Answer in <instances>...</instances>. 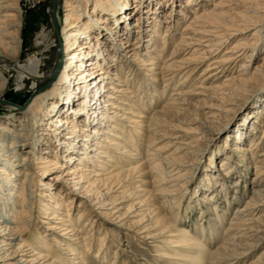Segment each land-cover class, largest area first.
<instances>
[{
  "label": "bare ground",
  "instance_id": "obj_1",
  "mask_svg": "<svg viewBox=\"0 0 264 264\" xmlns=\"http://www.w3.org/2000/svg\"><path fill=\"white\" fill-rule=\"evenodd\" d=\"M19 1L0 0V101L6 98L9 92H14L20 96L29 95L35 90L37 93L30 100L25 110H22L18 115L11 114L5 118L3 123H0V264H69V259H72L70 264H86L84 256L90 253L89 246L81 243L83 245L78 247L71 243V240H67L70 233H72L70 236L73 237L77 232H74L75 229H64L70 221L67 220L69 216L66 214V206L63 205L62 201L64 197L60 192L54 193L55 201L50 204L49 208L43 204L40 205L43 207L42 209L38 208L42 214L48 216L46 220L52 221L48 225V229L59 231H55L56 237L51 238L56 248L49 245L47 238L38 234L37 231L30 233L28 230L33 220L29 214L33 210L34 189L37 186H43L41 179L49 175L51 168H59L49 157H42V154H49V152L45 149L42 150L41 147L45 145L44 142L61 147L64 154H69L64 160L66 164L73 161L72 163L77 162L80 166L81 163L90 162L92 164L90 167L76 166V172L79 173L73 175L74 177L80 175L78 176V183L87 179L82 173H95L92 168H95L98 163H101L102 166H106L107 163L113 164V172L104 175L94 174L91 179L92 182L85 181L91 188L101 184L102 190H110L116 187L118 190L122 188L123 191L129 185L142 183L146 175L153 174L154 179L151 182L153 190L150 191L151 193L147 192L148 197L154 196L163 199L160 204L163 215L166 214L165 210L170 211L173 208L172 196L174 195L173 192H176L174 188L177 186L176 182L182 177L180 175L181 167H183L180 165L181 153L187 150L188 144L180 142V144L175 145L164 142L161 148L153 150L151 149L153 143H158L160 140H149L150 143L146 141L145 159H143L140 154H137L136 149L141 150L143 148L142 142L145 140L146 129L148 133H152L153 138L160 135L158 129L162 127L163 121L161 112H155L152 119L147 121V125H144L143 119L145 118L141 113L133 115L131 111H126V114L142 120H134L131 117L124 119L126 124H133V128H136H126L124 131L126 126L115 122L112 117H117V114L110 110H120V108L124 110L123 106L129 105L126 101H129L131 96L137 93L133 90V82H130L128 78L125 80L123 78L125 71L122 65L127 64V61L119 58L120 54L119 57L115 58V55L119 53L116 48L118 47L121 53L125 47L131 45L128 38L131 27L140 29L137 31L138 36L143 33L141 29L143 30L145 27L143 25L145 16H147L145 23H148L147 19L154 22L158 18L154 16L157 13H162L165 8L170 9V12H175L174 7L177 0H160L158 3H154L155 6L148 4L146 7L142 6L141 0H135L136 5L132 6H129L126 0H97L96 5L90 13L88 11L86 17L83 16L84 12L80 13L82 12L80 4L75 6L73 2L64 0V8H68L66 9L68 12L65 18L66 24L61 32L64 51H56L52 58L54 67L57 64L58 67L59 64L62 66L60 72H54V74V67H50L49 70L45 69L46 61L44 59L47 56L44 58V54L35 53L25 59L22 57L24 38ZM197 1L188 0L186 7ZM210 1L208 5L211 10L205 9L202 14H200L199 9L196 12L190 11L189 14L192 19L185 23L178 42V46L181 47H187L190 42L191 46L208 48L207 51L199 50V56H203L204 53L218 55L225 51L223 58L212 62L205 69L204 75L209 74L208 79L217 76L218 73L226 72L227 69L223 70V65H231L235 61L237 62L242 56L247 55V52L251 54L252 50L260 46L261 40L264 38V0ZM131 8L139 13L136 24L129 28L127 26L118 28L121 23L125 24L127 19L132 16ZM175 13L177 14V12ZM148 14L151 15V18L148 17ZM99 16H106V18L105 20L103 18L104 21L102 22ZM57 17L59 18L58 14ZM83 18L86 20L84 21ZM184 18L187 20L186 16ZM71 19L74 20L72 25L69 24ZM173 22L172 17H169L165 24L171 26ZM117 30L119 31L117 32ZM95 31L98 33L97 35H101L99 40L98 36H95ZM154 31L156 32V29ZM107 35L112 38L109 41H103L104 36ZM123 36L127 37L120 39ZM236 37L239 38L235 40L234 46L227 50L228 45ZM38 39L43 40L41 35H38ZM112 41H117L118 44H114L116 47L111 44L107 50L106 45ZM144 41L151 40L147 38ZM146 48L148 47L146 46ZM163 49L164 47H162L161 53ZM172 54L175 55V52ZM103 55L107 58H103ZM63 58L64 60H62ZM203 58L204 60L201 62L209 59ZM101 59H104L105 65L100 63ZM198 60L195 58L189 63ZM167 61L170 62L171 60ZM166 62L164 68L166 72H174L177 63L167 65ZM263 64L264 62L257 65L252 75L249 73L247 64H242L240 74L227 76L224 83L226 86L250 84L262 74ZM149 65L153 64L150 63ZM109 73L113 75L110 77V81L117 82L115 86L125 88L102 87V83L108 79L107 74ZM165 77L164 74L163 80ZM52 81V85L47 86ZM141 81L140 83H142ZM164 81L166 82V80ZM219 88L222 89V87L215 86L212 91L219 90ZM196 89H200L202 92L211 91L210 87L203 85ZM102 91L103 93H101ZM116 93L120 95L118 98L114 96ZM174 95L177 96V99L169 98L172 101L171 105H179V107L186 105V100H182V97L186 95L185 93L178 91ZM194 95H200V93ZM121 96L129 98L125 99ZM174 100L181 101L174 102ZM136 106L138 107V105ZM179 107L175 108L177 113L183 111V107ZM138 109L143 111V108L139 107ZM47 127L52 129L50 136L45 133L49 132ZM46 135L50 139L45 138ZM104 135L113 139H101L100 137ZM262 139L264 140V130ZM98 141L104 142L100 145L101 142ZM261 143L258 138L252 142L250 147L237 145L236 150L234 148L235 152L249 153L252 161L256 158L255 164L258 173L250 182V197L244 205L234 209L226 228L227 231L219 236L216 225L217 221V224L222 225L224 222L222 218L226 219L227 213L224 210L221 214L222 217H215L213 220L215 223H208V234L211 236L212 233L213 240H219L221 244L216 250L208 251L206 245L199 241L204 236L202 226L193 228L194 233H192L183 225L172 224V219H169L167 215L161 222L162 224L165 219H168L164 222V225L167 226L163 231L157 225L152 227V223L147 225L143 222L137 223L139 225L136 226V230L138 234L143 235L145 241L155 240L156 235L150 234L155 229H158L156 231L160 230V235L165 238H173L166 243L171 249L181 250L183 255L173 252L174 254L165 258L167 264H236L242 257L248 255L250 249L257 247L262 242L264 239V214L258 216L257 214L264 212V150L261 153L254 151L256 146L260 148ZM172 149L173 152L169 153ZM98 166L95 168L96 171L103 172L105 170L101 165ZM222 166L224 173L221 176L229 177L228 172L230 171L228 168L224 169L227 166V161H224ZM242 169L244 170L245 167ZM38 171L41 172L40 181L34 178L35 175H38ZM206 177L213 179V175ZM36 182L38 183L35 186ZM213 182L215 187L221 188V192L226 190L225 187L223 189V184L218 183L219 181L214 180ZM233 187L235 188L234 194H240V190H242L240 184H235ZM50 188L49 186L46 189L50 190ZM81 188L83 194L90 193L88 187L82 186ZM136 188L138 189V187ZM137 192L142 193L140 189ZM97 194L105 199L103 204L99 206V209L104 210L101 215L108 218L113 225L117 224L120 220L115 224L113 222L118 219L115 217L116 207L112 206L113 203L110 198L105 196L106 192ZM218 194L216 195L218 196ZM144 195L142 194V196ZM212 196L204 197L202 202L208 205L217 197L213 194ZM46 197V193H43L40 198L46 199ZM140 203L138 209L139 212H142L145 209L143 207L146 206L143 205L145 200ZM208 209L207 213L210 215L219 213L210 211L216 209L215 204H211ZM204 216L202 213L201 219ZM78 219V222L81 221L80 217ZM57 221L59 222L58 225L53 226L52 224H56ZM151 222L153 221L151 220ZM22 225H24L23 230L20 231ZM122 225L125 226L124 223ZM165 233L168 234L163 235ZM28 236L32 239L30 243L26 239ZM85 239L83 241H87L88 238ZM93 258L95 261L92 264H100L101 261L105 260L100 251Z\"/></svg>",
  "mask_w": 264,
  "mask_h": 264
},
{
  "label": "rangeland",
  "instance_id": "obj_2",
  "mask_svg": "<svg viewBox=\"0 0 264 264\" xmlns=\"http://www.w3.org/2000/svg\"><path fill=\"white\" fill-rule=\"evenodd\" d=\"M49 1L50 0L19 1L22 11V32L24 38L22 57L25 59L35 53L44 54V58L47 56L44 59L46 61L45 69L47 70H49L50 67H54L52 58L55 52L58 50L64 51L61 32L66 24V15H68V12H66L68 8H64V0L55 1L54 13L58 28L57 39L53 33L50 22ZM69 1L73 2L75 6H79L78 4H80L82 8V12L80 13L84 12L83 16L85 15L86 17L88 11L90 13L96 5L97 0ZM126 1L129 6L136 5V3H134L135 0ZM159 1L160 0H141V4L146 7L148 4L154 5V3L156 4ZM187 1L188 0H177V4L174 7L177 14L165 8L164 11L162 10V13H157L156 16H154L155 18L158 17L154 22L151 19H147L148 23H145L147 17L145 16V19H143V25L145 27L143 30L141 29L143 33L139 36L137 31H140V29L137 30L131 27L136 24L139 13H137L136 10H132V8L130 9L132 16L127 19L125 24L121 23L118 28L120 26L131 27V32L128 36L131 45L125 47L121 53V50L117 47L116 49H118L117 52L119 53L115 55V58L119 57L120 54L119 58H123L127 61V64L122 65L125 71L123 78L124 80L128 78L130 82H133V90L137 91V93L132 95L129 101H126L129 105L123 106L124 110H122V108H120L122 111L110 110L115 111V114H117V117H112L113 120L122 126H126L124 131H126V128L136 129L133 128V124L125 123L128 117L134 120H142L126 114V111H131L133 115L141 113L145 118L143 119V121H145L144 125H147V121L152 119L155 112H161L163 121L161 123L162 127L158 129L160 135L153 138L151 136L152 133H148L146 129L144 133L145 140L142 142L143 148L141 150L138 148L136 149L137 154H140L143 159H145V145L147 142L150 143L149 140L161 141L153 143V147L151 148L153 150L161 148L164 142L175 145L180 144V142L188 144V146H186L187 150L181 153L180 165L183 167H181L180 175L182 177L176 182L177 186L174 188L176 192H173L174 195L172 196L174 203L172 205L173 208L170 211L165 210L164 212L166 214L163 215L160 205L163 199L154 196L148 197V193H151L150 191L153 190L151 185L154 179L153 174L146 175L142 183L129 185V187L125 188L123 191L122 188L118 190L116 187L110 190H102L103 187L101 184H97L95 187L92 186L91 188L85 181L89 180L92 182L91 179L94 177V174L104 175L113 172V164L107 163L106 166H102L101 163H98L96 167L101 165L105 169L103 172L96 171V167L92 168L95 173L80 172L87 179L78 183V176L80 175H76L75 177L73 175L78 172H76V166L90 167L92 165L90 162L81 163L80 166L77 162L72 163L73 161L66 164L64 160L69 154H64L61 147H58L56 144L53 146V144L49 142H44L45 145L41 147L42 150L45 149L49 152V154H42V157H49L59 168H51L49 175L41 179L43 186H37L34 189L35 197L32 202L33 210H31L29 214L33 220L28 230L30 233L31 231H37L38 234L47 238V243L49 245L55 246L51 238L56 237L54 232L57 230L52 231L48 229V225L51 224L52 221L46 220L48 216L42 214L38 208H43L40 206L41 204L49 208L50 204L55 201L54 193L60 192L63 194V205L66 206V214L69 216L67 220L70 221L68 226H65L64 229H75L74 232H77L73 237L70 236L72 234L70 233L67 240H71V243L78 247L83 244L89 246L90 253L84 256L86 264H92L95 261L93 256L99 251L105 259L101 261L100 264H167L165 258L174 254L173 252L182 254L181 250L171 249L166 243L173 238H165L160 235V230L156 231L158 229H155L150 233L156 235L155 240L145 241L143 240V235L138 234L136 230V226L139 225L137 223L143 222L146 225L152 223V227L157 225L162 228L163 231L167 226L164 225V222L168 220L165 219L161 224L165 215H167L169 219H172V224L176 226L183 225V227L187 228L192 233H194L193 228L202 226L205 232L203 231L204 236L199 239V241H202L206 245L208 251H214L218 245L221 244L219 240H213L212 233L211 236L208 234V223H215L213 221L215 217L221 216L223 210L226 211V219L222 218L224 221L223 224H217L218 221L216 222L219 232L217 233L219 236H222V234L227 231L226 228L234 209L244 205L245 201L250 197V182L258 173V168H256L257 165L255 164L256 158L252 161V157H250L249 153L246 154L241 151L235 152V150L237 145L250 147L252 142L258 138L262 143L260 148L255 145L256 149H254V151H256V153L257 151L261 153L262 150H264V140L262 139V132L264 130V68L260 76L256 77L250 84L245 86H226L224 81L227 76L232 74L236 76L239 75L242 64H247L249 73L252 75L257 65H261L264 62V38H262L260 46L252 50L253 52H251V54L247 52V55L244 57L242 56L237 62L235 61L236 63L223 65V70L227 69L226 72L218 73L217 76L208 79L209 74H206V76L204 75L205 69L212 62L223 58L225 51L218 55H214L215 53H204L203 56H199V50L203 49V51H207L208 48L191 46L190 42L187 47L178 46L180 33L183 31L185 23L192 19V16L189 14L190 11L196 12V10L199 9L200 14H202L205 9L211 10L208 5L211 2L210 0H198L196 3L194 2L190 4L189 7H186V4H188ZM150 16L151 15L148 14L149 18H151ZM185 16L187 20H185ZM99 17H101L102 22L106 18V16ZM169 17H172L174 20L171 26L165 24ZM83 20L85 21L86 18H83ZM73 22L74 20L71 19L69 24L72 25ZM154 29H156V32ZM118 31L119 30H117V32ZM94 33L95 36H98L99 40L101 35H97L98 33L96 31ZM38 35H41L43 40H39ZM124 37L127 36H123L120 39ZM111 38L110 35L104 36L103 41H109ZM147 38L151 41L145 42L144 40ZM237 38L239 37L234 38V41L228 45L227 50H230V48L234 46ZM135 42L138 43V46ZM111 44L116 45L118 42L112 41L108 43L106 45L107 50L111 47ZM136 46L137 49H135ZM146 46L148 48H146ZM162 47H164V49L161 53ZM175 49L176 51H174ZM174 52L175 55L172 54ZM113 54L115 53L113 52ZM104 57L105 59L107 58V56L103 55V58ZM203 57L209 59L201 62L204 60ZM195 58L199 60L194 63H189ZM62 60H64V58ZM167 60L171 61L169 62ZM165 62L167 65L170 63H177V68L174 69V72H166V69H164L166 66ZM100 63L105 65L106 62L104 59H101ZM150 63L153 65H149ZM182 63L184 64L180 65ZM61 66L62 65L59 64L58 70H56L55 66L53 74L54 72H60ZM231 68L233 69L228 70ZM128 71L130 72L128 73ZM110 73L107 74L108 79L104 80L102 87L108 86L124 89L125 87L115 86L117 82L110 81V77L113 76ZM164 74L166 76L164 78L166 82L162 78ZM206 79L208 80L204 81ZM140 81L142 83H140ZM52 83L53 81L47 86L50 87ZM200 85L210 87L211 91L202 92V90L196 89ZM215 86L222 87V89L219 88V90L215 89L212 91ZM178 91L186 94L182 97V100H186V105L180 106L183 107V111L180 113H177L175 110L179 105H171L172 101L169 100L171 97L177 99V96H173V94H176ZM36 93L37 91L35 90L29 95H23V103L13 101L10 97L3 98V100L0 101V123H3L5 118L9 117L11 114L14 113L18 115L22 110H25ZM101 93H103V91ZM195 93H200V95H194ZM114 96L118 98L120 95L116 93ZM121 98L128 99L129 97L126 98L121 96ZM180 101L181 100H174V102ZM136 105H138V107ZM139 107L143 108V111L142 109H138ZM47 128L49 132L47 131L45 133L50 136V130L52 129H49V127ZM239 130L240 132L238 133ZM48 135H46L45 138L50 139ZM117 136H120V134H117ZM160 136H163V138H160ZM100 138L103 140H106V138L113 139L108 135L101 136ZM98 142H101L100 145H102L104 141ZM171 152H173V149L169 151V153ZM224 161H227V166H225L224 169L228 168L230 171L228 172L229 177L221 176V174L224 173L222 166L224 165ZM94 165L96 164L94 163ZM243 167H245L244 170L242 169ZM37 173L38 175H35L34 178L40 181L39 176L41 172L38 171ZM207 175H213V179L206 177ZM214 180L219 181V184H223L224 186L222 187L223 189L225 187L226 190L221 192V188L214 186ZM70 181L71 183H69ZM236 181L238 182L236 183ZM37 183L38 182L35 183V186ZM238 183L242 190H240V194H234L235 188L233 186ZM73 185H75V187H73ZM49 186L51 187L50 190L46 189ZM82 186L88 187L90 193L83 194ZM136 187H138V189ZM139 189L142 193L137 192ZM99 192L102 194L106 192L105 196H108L113 203L112 206L116 207L115 210L117 213L115 217L118 219L113 222L115 224L120 220V223L118 222L113 225L112 222H109L108 218H104L101 215L104 210L99 209V206L103 204V200L105 199L99 197L97 194ZM218 192L221 193L218 194ZM43 193H46V199L40 198ZM142 194L145 195L142 196ZM212 194L215 196L218 194L214 201L210 202L208 205L202 202L204 197H211ZM142 200H145L143 205L146 206L143 207L145 209L142 212H139L138 208ZM211 204L216 205L215 210H210L213 211V213L219 212L216 215L207 213V211H209L208 207H210ZM201 208L202 211L200 212ZM202 213L205 215L203 219H201ZM263 214L264 212H261L257 214V216ZM15 216L17 217V214ZM79 217L81 221L78 222ZM28 220L30 221V218H28ZM151 220L153 222H151ZM55 223L56 224L52 225H58L59 222L57 221ZM123 223L125 226L122 225ZM120 224L121 227H119ZM23 226L24 225L21 226L20 231L23 230ZM167 231L170 232L168 229ZM167 234L168 233H165L163 235ZM29 236L26 238L28 243L32 240ZM85 238H88L87 241H83ZM243 246L245 247L246 245ZM263 259L264 239L257 247L250 249L248 255L242 257L236 264H264ZM70 263H72V259H69V264Z\"/></svg>",
  "mask_w": 264,
  "mask_h": 264
},
{
  "label": "water",
  "instance_id": "obj_3",
  "mask_svg": "<svg viewBox=\"0 0 264 264\" xmlns=\"http://www.w3.org/2000/svg\"><path fill=\"white\" fill-rule=\"evenodd\" d=\"M54 5H55V0H50L49 1V17H50V22L53 28V33L55 37L58 39V28L54 19ZM58 68V64L56 65V70ZM7 97H10L13 101H18V103H22L24 98L20 96L19 94H15L14 92H9Z\"/></svg>",
  "mask_w": 264,
  "mask_h": 264
}]
</instances>
